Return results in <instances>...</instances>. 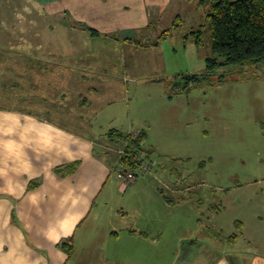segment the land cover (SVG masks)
Instances as JSON below:
<instances>
[{"label": "crops", "instance_id": "0c3cea01", "mask_svg": "<svg viewBox=\"0 0 264 264\" xmlns=\"http://www.w3.org/2000/svg\"><path fill=\"white\" fill-rule=\"evenodd\" d=\"M22 1V12L30 5L35 17L19 23L18 42L12 46L5 14L9 3L0 0V53L17 57L0 55V264H134L150 232L136 225L117 227L126 213L111 204L116 186L138 184L134 194L141 196L149 184L138 176L146 172L133 169L137 179L121 182L117 148L126 144L108 132L105 141L92 137V119L104 103L115 100L113 86L128 81V71L139 66V53L146 60L142 64L161 67L162 42L177 39L167 27L173 0ZM187 33H180L183 43ZM116 126L123 129H110L130 137L143 132L142 152L152 155L143 145L147 132L133 130L132 119ZM173 188L174 194L181 192L178 184ZM201 219L198 235L216 238L213 232L219 228ZM239 235L221 242L234 246ZM69 239L72 253L61 247ZM190 239L191 251L202 239ZM217 242L209 264H264V251L242 248L228 254L218 251ZM190 251L188 256L197 254ZM191 254L187 261L194 263Z\"/></svg>", "mask_w": 264, "mask_h": 264}, {"label": "rangeland", "instance_id": "374dc122", "mask_svg": "<svg viewBox=\"0 0 264 264\" xmlns=\"http://www.w3.org/2000/svg\"><path fill=\"white\" fill-rule=\"evenodd\" d=\"M5 1L13 46L18 42L19 23L29 24L35 16L30 5L22 12V0ZM209 6L208 0H173L167 10V27L174 40L180 35V41L162 42L160 68L142 64L146 60L139 53V66L128 71V81L113 86L115 100L104 103L92 119L95 130L91 135L102 141L111 127L122 130L116 125L129 119L133 130L147 132L143 145L151 148L149 159L156 166L138 178L149 186L141 196L134 194L138 184L116 186L111 204L116 212L126 213L124 223H115L117 227L136 225L150 232L149 239L139 244L134 264H209L217 251L212 246L216 238L220 239L219 252L264 251V66L221 67L212 78L187 89L173 87L174 82L183 85L184 74L204 73L206 59L213 56ZM176 14L184 23L177 21ZM195 23L204 27L201 43H183L180 33L196 30ZM0 55L17 61L14 55ZM176 184L179 194L172 192ZM199 217L203 224L212 221L219 228L213 232L216 238L198 235ZM236 221L245 227L239 228ZM234 233L240 234L234 246L221 242ZM190 238L202 239L191 251ZM189 251L197 254L188 256ZM146 254L149 261L143 259ZM190 254L196 258L194 263L187 261Z\"/></svg>", "mask_w": 264, "mask_h": 264}, {"label": "trees", "instance_id": "16d2710c", "mask_svg": "<svg viewBox=\"0 0 264 264\" xmlns=\"http://www.w3.org/2000/svg\"><path fill=\"white\" fill-rule=\"evenodd\" d=\"M209 12L208 29L210 31V49L213 56L206 59L205 71L201 74L182 75L181 82H174L176 89H187L193 84L200 83L203 79L208 80L221 67L245 65L264 66V0H208ZM203 25L196 30L186 34L184 39L190 37L196 43H201L203 35ZM94 32V30H91ZM175 89V88H173ZM117 135V136H115ZM108 136L113 139H121L126 144V155L120 158V163L131 169H136L133 156L143 154L141 142L144 137L143 132H139L135 137L120 132L117 129H110ZM76 163L70 165V170L74 169ZM31 183L30 187H34ZM61 247L68 253H72V241L61 242Z\"/></svg>", "mask_w": 264, "mask_h": 264}, {"label": "built area", "instance_id": "2783aa9c", "mask_svg": "<svg viewBox=\"0 0 264 264\" xmlns=\"http://www.w3.org/2000/svg\"><path fill=\"white\" fill-rule=\"evenodd\" d=\"M118 154L122 158L126 155V148L120 147L117 149ZM133 162L137 165V168L143 172L151 173L154 170L156 164L152 162L145 154L133 156ZM117 178L123 183H129L136 178V173L133 169L126 167L124 164L121 163L119 169L116 171Z\"/></svg>", "mask_w": 264, "mask_h": 264}]
</instances>
